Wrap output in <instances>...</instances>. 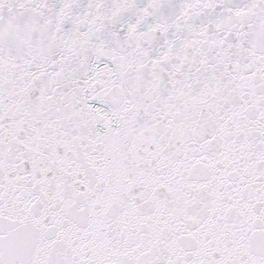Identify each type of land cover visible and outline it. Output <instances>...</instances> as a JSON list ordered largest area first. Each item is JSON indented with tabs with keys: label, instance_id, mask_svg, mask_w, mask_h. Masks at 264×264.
<instances>
[{
	"label": "snow or ice",
	"instance_id": "snow-or-ice-1",
	"mask_svg": "<svg viewBox=\"0 0 264 264\" xmlns=\"http://www.w3.org/2000/svg\"><path fill=\"white\" fill-rule=\"evenodd\" d=\"M0 264H264V0H0Z\"/></svg>",
	"mask_w": 264,
	"mask_h": 264
}]
</instances>
